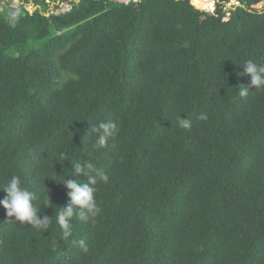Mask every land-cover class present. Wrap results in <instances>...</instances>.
Here are the masks:
<instances>
[{
  "label": "trees",
  "instance_id": "1",
  "mask_svg": "<svg viewBox=\"0 0 264 264\" xmlns=\"http://www.w3.org/2000/svg\"><path fill=\"white\" fill-rule=\"evenodd\" d=\"M19 2L0 0V200L19 175L52 220L0 205V264H264V89L238 94L243 63L264 64V0H62L49 16L47 0ZM90 40L84 61L53 68L50 45ZM104 121L116 137L96 149L87 129ZM61 151L109 176L95 223L75 217L68 240L62 182L89 177Z\"/></svg>",
  "mask_w": 264,
  "mask_h": 264
},
{
  "label": "clouds",
  "instance_id": "2",
  "mask_svg": "<svg viewBox=\"0 0 264 264\" xmlns=\"http://www.w3.org/2000/svg\"><path fill=\"white\" fill-rule=\"evenodd\" d=\"M191 3L199 10H207L209 7L214 6L215 0H208L206 8L197 5L193 0H191ZM233 4L238 5L239 3ZM95 42L96 40H90L84 44L83 50L80 53H71L69 47L50 45L48 51L54 60L53 68L57 65L56 68L60 70V75L65 73L64 69L71 68L77 62L85 60L81 57L85 56L93 48ZM243 64L245 65V70L240 75L250 76L251 85L240 87L238 90L240 97L248 96L250 87L255 88L256 91L264 89V64H258L252 60H248ZM119 109L122 112V116L126 117L123 114V107ZM199 119L207 121L208 116L205 113H201ZM176 123L181 129L191 128V121L183 116H177ZM87 132L94 137V148L105 149L108 148L109 140L115 139L117 125L110 121L99 122L95 125L92 124L91 129H87ZM59 159L70 160L77 174H84L89 177L87 183L67 180L65 178L62 182L69 189L68 196L70 197L71 204L65 208H59V212L56 211L54 217L61 229L62 239L68 240L73 235V220L75 217H79L83 222L95 223L96 217L101 212V208L98 206L96 200L97 186L101 183L106 184L109 181V176L103 169L96 168L91 160L83 161L78 158L69 157L67 152L63 151L59 153ZM3 190L7 195L5 199L0 200V205L6 209L8 217H14L16 221L22 224L27 223L32 227L47 231L52 218L47 216L41 218L40 212L42 208L50 206L48 193L41 199L35 191L29 190L25 186V182L21 176L15 174L11 176L6 186L3 187ZM73 243H78L81 250L84 253H88L89 249L84 240L73 241Z\"/></svg>",
  "mask_w": 264,
  "mask_h": 264
},
{
  "label": "rangeland",
  "instance_id": "3",
  "mask_svg": "<svg viewBox=\"0 0 264 264\" xmlns=\"http://www.w3.org/2000/svg\"><path fill=\"white\" fill-rule=\"evenodd\" d=\"M13 2L16 5L20 3L19 0H13ZM47 3H49L50 8H49V11H47V15L46 16H49L50 13H59V12H62V11H65V10L69 9L67 4L63 3L62 0H56V2L54 0H47ZM63 4H66V5H63ZM26 7L28 8V10H31L32 12H34L40 6L35 5L34 3H30L29 5H26ZM263 7H264V4H260V5L255 6V8L259 9V10L263 9Z\"/></svg>",
  "mask_w": 264,
  "mask_h": 264
}]
</instances>
